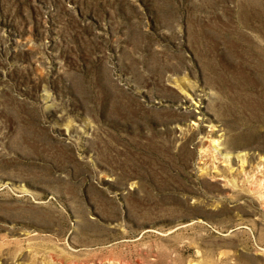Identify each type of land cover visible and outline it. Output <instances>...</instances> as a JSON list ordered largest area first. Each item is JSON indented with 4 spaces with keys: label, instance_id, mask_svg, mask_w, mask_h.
Segmentation results:
<instances>
[{
    "label": "rangeland",
    "instance_id": "obj_1",
    "mask_svg": "<svg viewBox=\"0 0 264 264\" xmlns=\"http://www.w3.org/2000/svg\"><path fill=\"white\" fill-rule=\"evenodd\" d=\"M0 264H264V0H0Z\"/></svg>",
    "mask_w": 264,
    "mask_h": 264
}]
</instances>
